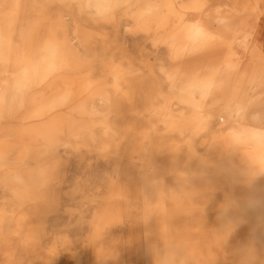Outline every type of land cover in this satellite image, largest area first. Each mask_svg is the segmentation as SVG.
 <instances>
[{
    "label": "rangeland",
    "instance_id": "1",
    "mask_svg": "<svg viewBox=\"0 0 264 264\" xmlns=\"http://www.w3.org/2000/svg\"><path fill=\"white\" fill-rule=\"evenodd\" d=\"M0 264H264V0H0Z\"/></svg>",
    "mask_w": 264,
    "mask_h": 264
}]
</instances>
